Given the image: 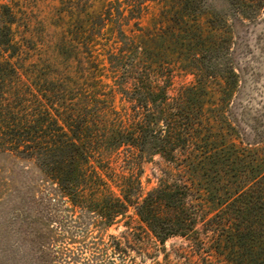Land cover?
<instances>
[{
	"label": "trees",
	"instance_id": "1",
	"mask_svg": "<svg viewBox=\"0 0 264 264\" xmlns=\"http://www.w3.org/2000/svg\"><path fill=\"white\" fill-rule=\"evenodd\" d=\"M148 1L71 8L68 28L83 20L90 34L76 48L91 61L86 86L67 76L24 80L20 11L0 1V158L14 167L0 166V235L11 222L37 221L42 202L84 210L106 231L134 208L162 243L197 240L203 223L220 264H264V140L246 134L235 109L240 76L225 17L252 20L264 0H226L230 14L208 0H159L142 25ZM103 26L114 43L98 48ZM177 67L195 82L172 96ZM156 154L175 177L143 195L136 168Z\"/></svg>",
	"mask_w": 264,
	"mask_h": 264
},
{
	"label": "rangeland",
	"instance_id": "2",
	"mask_svg": "<svg viewBox=\"0 0 264 264\" xmlns=\"http://www.w3.org/2000/svg\"><path fill=\"white\" fill-rule=\"evenodd\" d=\"M208 1L218 12H233L226 0ZM16 2L21 17L18 36H25L21 60L23 79L67 76L76 84L86 86L91 61L76 48L79 42L90 40L88 24L81 20L69 29L68 23L73 20L72 7L79 6L78 11L82 13L91 8L93 0ZM148 3L150 12L142 25L158 12L159 0ZM225 17L234 25L233 58L240 76L234 97L235 109L246 125V134L264 140V8L252 20L238 21L232 15ZM74 30L78 34L73 38L71 32L75 34ZM94 38L98 48L114 43L105 26L98 28ZM101 80L111 83L106 78ZM194 82V74L177 67L169 93L175 96L181 88ZM116 103L121 105L119 96ZM120 163L119 170L128 174L126 168L130 165L124 161ZM0 166L14 168L6 156H1ZM136 171L145 195L161 181L173 180L176 169L172 162L156 154L143 158ZM38 213L37 221L11 222L7 226L8 233L0 235V264H122L123 258L127 264L221 263L211 250L208 237L211 233L205 230L203 223L198 225L201 234L197 240L172 236L162 243L140 221L134 208H130L126 216L120 217L107 231L87 212L74 211L68 204L42 202Z\"/></svg>",
	"mask_w": 264,
	"mask_h": 264
}]
</instances>
